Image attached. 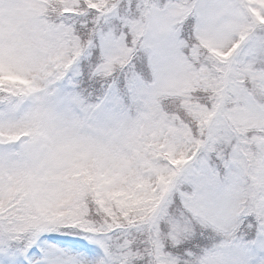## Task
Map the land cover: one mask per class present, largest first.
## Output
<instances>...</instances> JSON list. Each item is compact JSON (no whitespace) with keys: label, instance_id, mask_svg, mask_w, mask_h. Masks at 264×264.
<instances>
[{"label":"snow or ice","instance_id":"1","mask_svg":"<svg viewBox=\"0 0 264 264\" xmlns=\"http://www.w3.org/2000/svg\"><path fill=\"white\" fill-rule=\"evenodd\" d=\"M0 264H264V0H0Z\"/></svg>","mask_w":264,"mask_h":264}]
</instances>
